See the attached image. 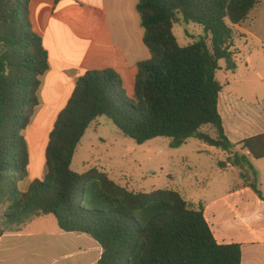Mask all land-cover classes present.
I'll return each mask as SVG.
<instances>
[{"label":"trees","instance_id":"obj_1","mask_svg":"<svg viewBox=\"0 0 264 264\" xmlns=\"http://www.w3.org/2000/svg\"><path fill=\"white\" fill-rule=\"evenodd\" d=\"M31 1L0 0V237L53 216L62 232L99 244L95 264H241L242 246L219 244L203 206L195 208L177 190L133 192L96 168L79 174L72 164L87 131L107 118L139 145L169 138L170 148L179 149L199 140L228 155L219 162L222 170L238 168L242 180L256 177L251 158L264 159V134L238 144L229 140L218 74L222 63L227 72L237 71L236 26L260 0H138L151 59L138 65L134 101L112 69L80 76L50 133L48 172L25 189L30 153L23 133L49 70L29 19ZM179 23L200 26L204 36L181 46L174 34ZM237 146L248 154L235 152ZM249 188L264 202L256 183Z\"/></svg>","mask_w":264,"mask_h":264},{"label":"rangeland","instance_id":"obj_2","mask_svg":"<svg viewBox=\"0 0 264 264\" xmlns=\"http://www.w3.org/2000/svg\"><path fill=\"white\" fill-rule=\"evenodd\" d=\"M236 31L238 70L233 76L222 63L223 70L218 78L224 85L223 95L254 104L260 112L261 107L264 110V0H260L245 23L236 26ZM174 34L181 46H187L204 36V31L194 24L179 23ZM40 98L42 103L23 133L30 153L25 189L31 183L43 180L48 172L46 148L58 117L55 109L44 101L42 92ZM236 148L235 152L243 153L242 148L240 151ZM227 157L223 151L196 139H191L182 149H171L169 138H157L139 145L125 137L110 120L100 118L81 141L72 170L83 174L96 168L133 192L177 190L195 208L203 206L216 239L222 233L244 242L250 239L245 230L246 219L235 216L227 209L231 203L228 204L225 197L237 189L249 187L251 183H256L264 193V160H253L257 176L251 175L250 180H242L238 168L224 171L219 167V162H225ZM249 189L251 194L247 191L243 197L234 196L229 201L236 204L253 198L252 195L259 199ZM21 229L25 230V242L21 243L22 250L19 252L22 259L5 262L3 253L9 244H13L12 240H6L0 251V264H90L92 257L97 255L92 238L60 232L53 216H40ZM246 254L254 255V251L246 248Z\"/></svg>","mask_w":264,"mask_h":264},{"label":"crops","instance_id":"obj_3","mask_svg":"<svg viewBox=\"0 0 264 264\" xmlns=\"http://www.w3.org/2000/svg\"><path fill=\"white\" fill-rule=\"evenodd\" d=\"M137 3L138 0H62L60 2L32 0L30 2L29 19L32 30L41 37L49 59V70L41 79L40 105L42 92L44 101L55 109L58 116L72 96L80 76L89 71L108 69L116 71L121 76L127 96L134 99L138 65L151 59V52L144 44V29L137 12ZM235 73H232L233 76ZM254 107V104L239 102L221 93L219 112L226 135L228 134L227 137L233 144L264 134L263 107L260 108V112ZM251 113V117L254 118L250 117ZM97 123L98 121L94 124ZM241 148L237 147L236 150L240 151ZM243 153L248 154L245 151ZM253 160L255 159L251 158V161ZM230 169L233 167L227 168ZM247 191L251 194L249 187H244L243 190L237 189L228 194L225 200L228 204L231 203L227 208L231 213L237 217H245V230L250 239L243 242L242 239L238 240L233 236L219 233L216 240L223 245L240 244L243 254L241 264H264V202L256 199L254 195H252L254 199L247 198L236 204L229 201L234 196L243 197ZM206 220L208 221L207 218ZM208 223L212 229L211 222ZM24 231L22 229L0 237V251L6 240H12L16 246L8 245L9 248L3 253L5 262H18L22 259L23 256L19 252L22 250L21 243L25 242ZM93 244L97 255L92 257L90 264L98 262L102 254L99 244L97 242ZM246 248L253 250L254 255L246 254Z\"/></svg>","mask_w":264,"mask_h":264}]
</instances>
